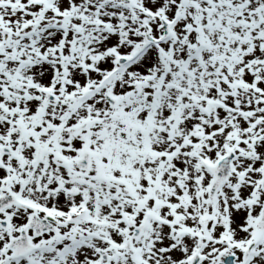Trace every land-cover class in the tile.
<instances>
[{
    "label": "snow or ice",
    "instance_id": "6c2138e0",
    "mask_svg": "<svg viewBox=\"0 0 264 264\" xmlns=\"http://www.w3.org/2000/svg\"><path fill=\"white\" fill-rule=\"evenodd\" d=\"M0 264H264V0H0Z\"/></svg>",
    "mask_w": 264,
    "mask_h": 264
}]
</instances>
